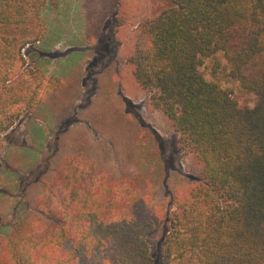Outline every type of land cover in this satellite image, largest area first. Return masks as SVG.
Wrapping results in <instances>:
<instances>
[{
	"label": "trees",
	"instance_id": "16d2710c",
	"mask_svg": "<svg viewBox=\"0 0 264 264\" xmlns=\"http://www.w3.org/2000/svg\"><path fill=\"white\" fill-rule=\"evenodd\" d=\"M49 1L0 0V149L3 135L63 83L25 57L46 35ZM171 2L138 25L127 60L201 165L171 214L162 264H264V0ZM218 54L226 75L255 95L253 106L205 78L204 59ZM49 161L30 211L0 233V264H153L152 222L133 213L136 180L90 151L57 149Z\"/></svg>",
	"mask_w": 264,
	"mask_h": 264
},
{
	"label": "rangeland",
	"instance_id": "374dc122",
	"mask_svg": "<svg viewBox=\"0 0 264 264\" xmlns=\"http://www.w3.org/2000/svg\"><path fill=\"white\" fill-rule=\"evenodd\" d=\"M171 6V0L48 2L46 35L27 46L25 57L28 66L42 65L63 83L3 135L0 233L30 211L39 179L57 149L63 154L90 151L116 176L137 181L140 195L133 213L152 222V261L162 264L171 214L177 200L199 182L201 165L180 148L179 134L149 104L127 60L138 25ZM226 69L222 54L205 58L200 67L240 106H253L255 95L242 90Z\"/></svg>",
	"mask_w": 264,
	"mask_h": 264
}]
</instances>
